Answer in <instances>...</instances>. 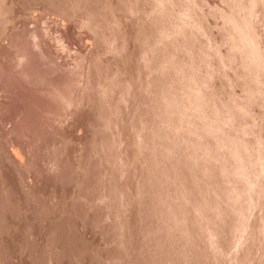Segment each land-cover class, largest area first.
Returning <instances> with one entry per match:
<instances>
[{"label": "rangeland", "instance_id": "374dc122", "mask_svg": "<svg viewBox=\"0 0 264 264\" xmlns=\"http://www.w3.org/2000/svg\"><path fill=\"white\" fill-rule=\"evenodd\" d=\"M263 136L264 0H0V264H264Z\"/></svg>", "mask_w": 264, "mask_h": 264}, {"label": "bare ground", "instance_id": "6f19581e", "mask_svg": "<svg viewBox=\"0 0 264 264\" xmlns=\"http://www.w3.org/2000/svg\"><path fill=\"white\" fill-rule=\"evenodd\" d=\"M33 11H34V9H33ZM36 11H37V10H36ZM38 11H39V10H38ZM38 11H37V12H38ZM263 138H264V136H263L261 139L263 140ZM250 142L253 143L252 141H250ZM254 142H255V141H254ZM259 142H260V141H259V138H258V142H257V143H254V145H255V144H259ZM243 144H244V143H243ZM245 144H246V143H245ZM263 144H264V143H263ZM260 145H261V144H260ZM246 146H248V144H246ZM255 146H256V145H255ZM261 146H262V145H261ZM250 147H252V146H250ZM253 148H254V147H253ZM255 148H256V147H255ZM257 148H258V147H257ZM257 148H256V149H257ZM261 148H262V147H261ZM258 149H260V147H259ZM258 149H257V150H258ZM263 149H264V148H263ZM257 152H258V151H257ZM238 163H239V162H237V164H238ZM260 163H261V162H260ZM262 165H263V164H262ZM235 166H236V165H235ZM261 167L263 168V166H261ZM261 167H260V169H261ZM261 170H262V169H261ZM262 172H263V171H262ZM262 172H261V173H262ZM260 176H261V175H260ZM262 176H263V175H262ZM256 191H257V190H256ZM256 191H255V192H256ZM244 193H245V192H244ZM257 193H259V192H257ZM261 194H262V193H260V196H261ZM255 195H256V194H255ZM242 196H245V195H242ZM247 196H248V195H247ZM250 196H251V195H250ZM245 197H246V196H245ZM251 198H252V196H251ZM258 198H260V197H258ZM258 198H255V197H254L253 199H255V201H256V199H258ZM260 199H261V198H260ZM260 199H259V200H260ZM248 200L251 201L250 199H248ZM248 200H247V201H248ZM259 200H257L258 203H259ZM245 201H246V200H245ZM262 201H263V200H262ZM262 201H261V202H262ZM251 202H252V201H251ZM251 202H250V203H251ZM257 202H256V203H257ZM246 203H247V202H246ZM262 203H263V202H262ZM262 203H261V204H262ZM248 204H249V203H248ZM263 204H264V203H263ZM263 204H262V205H263ZM251 206H252V204H251ZM261 207H263V206H261ZM263 208H264V207H263ZM246 213H247V212H246ZM242 217H244V216H242ZM244 218H245V217H244ZM246 218H247V217H246ZM255 218H256V217H255ZM243 221H244V220H243ZM243 221H242V222H243ZM245 221H246V220H245ZM242 222H241V223H242ZM245 223H246V222H245ZM239 224H240V223H239ZM240 225H241V224H240ZM260 225H261V223H260ZM260 225H259V226H260ZM245 226H247V225H245ZM249 226H250V225H249ZM241 227H242V226H241ZM243 227H244V226H243ZM260 227L262 228V226H260ZM245 228L248 229V227H245ZM240 229H241V231L243 230L242 228H240ZM247 229H245V230L247 231ZM245 230H244L243 232H245ZM260 231H261V230H260ZM257 232H259V231H257ZM257 234H258V233H257ZM241 235L243 236L242 232H241V234H240V238L242 237ZM238 238H239V237H238ZM234 239H236V238H234ZM243 239H245V238H243ZM240 240H241V239H240ZM240 240H237V243H240V242H239ZM232 241H233V240H232ZM213 242H214V241H213ZM235 242H236V240L234 241V243H235ZM235 245H236V244H235ZM235 245H234V246H235ZM242 245H243V244H242ZM242 245H240V246H242ZM232 246H233V245H232ZM234 246H233V249H235ZM247 247H248V246H247ZM239 249H240V248H239ZM243 249H244V251L246 250L245 248L242 247V250H243ZM242 250H241V252H243ZM247 250H248V249H247ZM206 251H207V250H206ZM229 251H230V250H229ZM237 251L240 252V250H237V249H236V254L238 255ZM200 252H201V251H200ZM203 252H205V251H203ZM203 252H201V253H203ZM207 252H208V251H207ZM245 254H247L248 259H249V258H250V257H249V254H248V253H245ZM245 254H244V255H245ZM245 257H246V256H245ZM192 258H194V257H192ZM240 258H241V257H240ZM195 260H197L196 257H195ZM241 260H242V258H241L240 260L238 259L239 264H240V262L243 261V260H242V261H241ZM246 260H247V258H246ZM197 261H198V260H197ZM190 262H191V261H190ZM194 262H195V261H194V259H193V263H194ZM243 262H244V261H243ZM245 262H246V261H245ZM191 263H192V262H191ZM193 263H192V264H193ZM197 263H198V262H197ZM197 263H196V264H197ZM237 263H238V262H237ZM198 264H200V263H198ZM241 264H242V263H241Z\"/></svg>", "mask_w": 264, "mask_h": 264}]
</instances>
